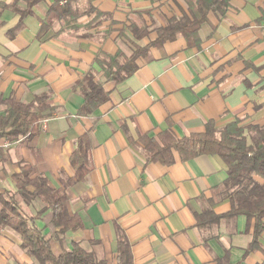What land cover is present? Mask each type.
Masks as SVG:
<instances>
[{
  "label": "crops",
  "instance_id": "1",
  "mask_svg": "<svg viewBox=\"0 0 264 264\" xmlns=\"http://www.w3.org/2000/svg\"><path fill=\"white\" fill-rule=\"evenodd\" d=\"M92 4L111 20L87 29L91 18L86 16L78 32L58 36L61 25L56 23L41 40L40 20L51 0L37 5L12 37L9 32L20 17L1 14L0 114L6 110L2 101L14 97L29 103L46 92L58 111L42 122L38 136L0 149V194L16 192L13 176L22 164L32 166L34 177L43 175L53 188H62V180L75 175L71 159L85 137L89 173L67 189L68 209L80 216L82 229L55 239L51 213L37 217L42 201L26 203L17 196L28 216L51 236L55 254L81 243L100 264H120L124 238L133 264H216L226 256L230 264H264V231L259 248L248 250L254 220L238 216L208 228L198 225L204 213L224 215L232 209L225 188L228 168L220 157L184 161L173 150L172 164L148 162L139 141L144 135L158 139L168 129L178 139L201 134L210 121L220 129L236 119L244 127H264V0H232L225 15L210 14L198 47H190L182 36L161 48L149 47L147 56L136 61L134 74L117 85L106 82L96 64L100 52L114 56L121 50L131 56L129 26L157 29L168 19L190 15L189 6L185 0ZM85 5L81 0L79 6ZM122 32L126 37H120ZM156 38L153 32L140 44ZM91 70L109 99L87 116L80 114L84 100L77 84ZM21 244L15 231L0 227V264H37Z\"/></svg>",
  "mask_w": 264,
  "mask_h": 264
},
{
  "label": "trees",
  "instance_id": "2",
  "mask_svg": "<svg viewBox=\"0 0 264 264\" xmlns=\"http://www.w3.org/2000/svg\"><path fill=\"white\" fill-rule=\"evenodd\" d=\"M44 0H14L0 4L1 14L9 11L20 17V23L9 32L10 37L17 34L24 25V20L34 15V8ZM66 2L62 4L63 2ZM154 1V0H152ZM189 6L190 15L168 19L165 26L150 29L147 26L138 28L135 24L129 26L132 34L130 47L131 56H126L121 50L111 56L100 52L96 57V64L102 70L106 82L119 84L134 74L137 69L136 61L147 56L149 47L161 48L166 42L182 36L190 47L201 44L200 30L208 21L210 14L225 15L232 0H185ZM81 0H51V5L44 19L40 20L41 29L38 39L45 37L56 23L61 25L58 36L64 32H78L80 19L90 17L91 21L85 28L91 29L102 22L111 20L110 15L101 12L86 0V5L79 6ZM114 23V22H113ZM3 22L0 20V27ZM156 32L157 38L148 45L140 43L150 38ZM120 37L126 35L120 34ZM96 70L88 72L79 81L77 88L81 91L84 106L82 115H92L109 99V93L104 89V83L97 80ZM6 110L0 114V136L12 144L23 138L31 139L40 134L42 122L57 113L49 92L37 95L29 103L18 102L14 97L2 101ZM243 120L218 128L212 121L208 122L205 131L181 139L176 138L171 130L163 131L158 139L140 136L139 141L148 162L158 161L172 164V151H177L182 160L189 161L202 155L220 157L228 168V178L225 188L228 192L232 209L224 215L209 212L197 217L198 225L210 227L225 218L245 216L255 222V235L248 250L259 248L258 238L264 231V127L257 125L242 126ZM247 133V134H246ZM80 147L71 159L75 169L72 178L62 180V188H53L48 179L43 176H33L32 166L22 164L20 172L13 176L16 192L0 194V227L10 228L21 238V246L37 264H100L91 251H87L81 243H73L70 250L55 254L52 249V238L36 225V218L28 216L17 196L24 201L31 202L40 199L44 207L37 217L51 213V228L56 233L54 238L61 240V236L70 231H77L84 227L83 221L77 214H71L68 209L67 189L82 182L89 173L88 145L83 147L85 137ZM210 216L209 221H203ZM120 264H133L131 247L126 239L119 242ZM216 264H230L229 257L218 259Z\"/></svg>",
  "mask_w": 264,
  "mask_h": 264
},
{
  "label": "built area",
  "instance_id": "3",
  "mask_svg": "<svg viewBox=\"0 0 264 264\" xmlns=\"http://www.w3.org/2000/svg\"><path fill=\"white\" fill-rule=\"evenodd\" d=\"M12 145V143L8 140H6L5 138H2L0 136V149H8L10 148V146Z\"/></svg>",
  "mask_w": 264,
  "mask_h": 264
},
{
  "label": "rangeland",
  "instance_id": "4",
  "mask_svg": "<svg viewBox=\"0 0 264 264\" xmlns=\"http://www.w3.org/2000/svg\"><path fill=\"white\" fill-rule=\"evenodd\" d=\"M126 50H127V48H126ZM127 51L130 52L129 49Z\"/></svg>",
  "mask_w": 264,
  "mask_h": 264
}]
</instances>
